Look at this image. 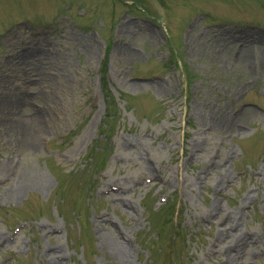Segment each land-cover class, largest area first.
I'll return each mask as SVG.
<instances>
[{"label":"rangeland","instance_id":"obj_1","mask_svg":"<svg viewBox=\"0 0 264 264\" xmlns=\"http://www.w3.org/2000/svg\"><path fill=\"white\" fill-rule=\"evenodd\" d=\"M56 244L264 264V0H0V264Z\"/></svg>","mask_w":264,"mask_h":264},{"label":"bare ground","instance_id":"obj_2","mask_svg":"<svg viewBox=\"0 0 264 264\" xmlns=\"http://www.w3.org/2000/svg\"><path fill=\"white\" fill-rule=\"evenodd\" d=\"M24 121L26 122L27 125H26V127L24 129V135H23V138H22V144L25 147H29V146L34 144V141H35L37 135L43 129H41L35 123V119H33V118H31V119L27 118ZM150 169H152L151 166H147V168L144 169V170H150ZM138 182H140V181L138 180ZM108 186H109L110 190H108L107 192L109 193L110 196H114V197H116V196L118 197L119 196V199L125 198V197L120 196V194H122V192H124V191H128V189L126 187L120 186L117 183H111ZM127 205H129V207H132V205H130V204H127ZM214 206H215V209L219 208L218 207L219 205L216 204V203L214 204ZM223 214L224 213H222L221 215H223ZM228 218H229V215L226 214L223 219H228ZM102 219L105 220V221L110 222L108 217H103ZM99 226L102 227V225H99ZM56 228L57 227H53V229H56ZM48 230H49V228H48ZM112 232H113V230L111 231V233ZM228 232H227V234H228ZM224 233H226V232L221 231V235L224 234ZM112 235H113V233H112ZM114 235H113V238L115 240L114 244H116L117 246L120 245V246H122V247H124L126 249V245L124 243H122L121 241H119L117 238H115ZM116 236L119 238L118 233H116ZM229 236L230 235L228 234L227 237H229ZM231 236L233 237V239L235 238L234 239L235 241L234 242L232 241V243H230V245L227 247V249L233 248L235 243L237 241H239V240H243L245 238L244 236H246V235L245 234H238L237 235L236 233H231ZM60 249H61V246L59 244H56L54 247L45 248V251L41 252V257H45V259H46L44 261V264H63L64 255H63V253L61 252ZM229 254H230V252H229ZM231 256L232 255L230 254V257Z\"/></svg>","mask_w":264,"mask_h":264}]
</instances>
